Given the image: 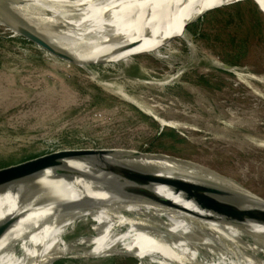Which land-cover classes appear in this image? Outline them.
Instances as JSON below:
<instances>
[{
  "label": "rangeland",
  "instance_id": "1",
  "mask_svg": "<svg viewBox=\"0 0 264 264\" xmlns=\"http://www.w3.org/2000/svg\"><path fill=\"white\" fill-rule=\"evenodd\" d=\"M239 3L223 12L235 13ZM215 11L201 15L197 35L191 27L157 55L88 70L50 55L0 23V166L60 149L131 150L171 156L264 199V14L246 48L242 40L248 28L239 19L227 25L228 16ZM198 17L136 29L149 49ZM247 21L257 24L254 17ZM130 45L131 57L146 50ZM216 63L237 70L227 72ZM94 226L87 218L64 235L73 244L70 255L86 258L52 264H139L124 255L90 256L92 247L82 240L96 237ZM259 239L264 242L244 237L250 246ZM196 253L206 263H219L223 255L208 247ZM258 253L264 258L263 250Z\"/></svg>",
  "mask_w": 264,
  "mask_h": 264
},
{
  "label": "bare ground",
  "instance_id": "2",
  "mask_svg": "<svg viewBox=\"0 0 264 264\" xmlns=\"http://www.w3.org/2000/svg\"><path fill=\"white\" fill-rule=\"evenodd\" d=\"M255 1L264 9V0ZM231 3L235 2L0 0V18L30 25L35 24L33 19H40L36 25L49 32L48 40L62 52L75 57L79 67L88 70L92 64L131 60L129 51L120 54L112 51L120 48L114 41L146 49V41L142 40L145 36L137 27L201 16ZM181 28L176 26L172 32L184 38ZM82 38L86 43L81 42ZM87 44H98L111 51L106 48L86 52L77 49L78 45ZM160 44H153L149 49ZM128 101L158 120L153 112L132 99ZM162 125L167 124L162 122ZM174 171L164 169L161 172L171 175ZM102 172V163L71 160L47 168H24L0 174V231L9 224L7 232L0 234V264H50L56 257L72 254L73 244L67 243L64 235L70 227L87 218L95 222L93 230L97 235L82 240V243L92 247L88 253L92 257L124 255L138 259L139 264H264V258L258 253L264 246H250L244 241L246 236L264 239L263 224L242 212L224 210L233 224L226 225L214 201L165 186L109 198L101 206L84 213L66 216L59 212L61 203L79 201L87 194L102 195L101 199H105L106 194L90 191L86 186ZM82 187L87 190L77 192ZM201 247L223 253L221 261L206 263L199 260L196 249Z\"/></svg>",
  "mask_w": 264,
  "mask_h": 264
},
{
  "label": "water",
  "instance_id": "3",
  "mask_svg": "<svg viewBox=\"0 0 264 264\" xmlns=\"http://www.w3.org/2000/svg\"><path fill=\"white\" fill-rule=\"evenodd\" d=\"M243 1H253L258 6L259 10L264 14V11L260 7L258 1ZM235 3H231L229 5ZM221 8H215L214 10ZM214 10L208 11L203 16ZM203 16H200L195 20L184 24L181 28L182 32L186 34L189 28L195 25ZM0 23L10 29L15 35L46 51L50 55L78 65V61L75 57H71L62 52L48 40V36L50 34L43 27L36 24H20L3 16L0 18ZM180 37L181 36H175L164 40L159 46L146 49L133 55L131 60L138 56L155 55L156 51H161L175 40L180 39ZM105 48L106 47L98 44L93 46L91 44L86 46H77L78 50L85 52L89 49L102 50ZM132 48L134 47L115 48L112 49V51L117 52L116 54H120L131 50ZM107 50L111 51L109 48ZM124 62L121 61L119 63ZM215 65L227 72L235 73L237 70L236 67L229 66L227 64L216 63ZM132 104L139 109L137 105L134 103ZM71 160H89L103 164V172L100 173L99 176L92 179L91 182H89L86 186H88V190L90 191L95 190V192L99 191L106 194V198L103 197L105 199H101L102 195L100 197H94L86 193L87 195H84L79 201L66 200L67 202L61 203V207L59 206V212L63 215L69 216L75 212L84 213L101 206L103 202L108 201L109 198H120L142 190L152 188L154 189V187L158 186H165L176 192H182L214 201L218 205L217 210L221 215L223 223L226 225L233 224L232 221L226 216L227 214L224 212V210L228 211L229 213L242 212L264 225V199L232 186L217 176L201 174L199 171L191 168L186 163H183L178 159L167 155L143 153L122 149H60L30 157L23 161L0 166V174L24 168H47L51 165L59 163L60 161ZM158 164H163V166H158ZM164 169L169 172L173 169L175 171L173 172L174 174L166 175L161 172ZM85 190L87 189L82 187L77 192L81 193ZM8 227V223L4 225L0 231V234H5ZM255 243L257 246H264V242L260 241V239ZM86 257L87 256L85 255L59 256L52 259L50 264L65 259L79 260Z\"/></svg>",
  "mask_w": 264,
  "mask_h": 264
},
{
  "label": "trees",
  "instance_id": "4",
  "mask_svg": "<svg viewBox=\"0 0 264 264\" xmlns=\"http://www.w3.org/2000/svg\"><path fill=\"white\" fill-rule=\"evenodd\" d=\"M234 8V12L235 13H232V12H223L224 9H217V11L213 12V13H225L227 16H228V20H227V25L229 24H234L235 21L237 19H239V22L243 25H245V27L248 28V31H247V36H245V38L242 40V43L243 45L246 47L248 41H249V38H250V34L254 31H256L257 28L260 27L261 25V18L263 16L262 12L259 10L258 6L252 2V1H247L245 2L244 4L242 3H239L237 4L236 6L233 7ZM213 13L210 14L213 15ZM248 17V18H247ZM249 17H254V19L256 20L257 24L256 25H253L251 24L249 21H247V19H249ZM197 25H193V29H196L195 30V34L197 35L198 34V31L196 28ZM191 29V27L189 28V30ZM201 36H205L203 33L201 34ZM237 38L236 37H233L232 38V41L235 42ZM120 48H125V47H130L131 45L129 43H126V42H119V41H114ZM247 48V47H246ZM244 51H246V49H244ZM242 55H245V52L242 54ZM241 55V56H242ZM200 80L201 81H207L205 77H200ZM133 262L135 263V261L133 260Z\"/></svg>",
  "mask_w": 264,
  "mask_h": 264
}]
</instances>
